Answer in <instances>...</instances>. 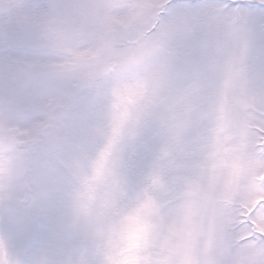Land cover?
<instances>
[{
	"label": "snow or ice",
	"instance_id": "6c2138e0",
	"mask_svg": "<svg viewBox=\"0 0 264 264\" xmlns=\"http://www.w3.org/2000/svg\"><path fill=\"white\" fill-rule=\"evenodd\" d=\"M12 185L67 200L36 264H264V0L0 7Z\"/></svg>",
	"mask_w": 264,
	"mask_h": 264
},
{
	"label": "rangeland",
	"instance_id": "374dc122",
	"mask_svg": "<svg viewBox=\"0 0 264 264\" xmlns=\"http://www.w3.org/2000/svg\"><path fill=\"white\" fill-rule=\"evenodd\" d=\"M11 2L0 0V7ZM21 191L16 185L0 187V238L5 242L10 260L16 247L21 251L18 257L21 264H36L47 254L49 242L65 232L70 219L68 204L61 195L51 194L45 212H32L23 207Z\"/></svg>",
	"mask_w": 264,
	"mask_h": 264
},
{
	"label": "water",
	"instance_id": "95a60500",
	"mask_svg": "<svg viewBox=\"0 0 264 264\" xmlns=\"http://www.w3.org/2000/svg\"><path fill=\"white\" fill-rule=\"evenodd\" d=\"M20 255V251L18 249H15L14 251V257H13V261H16L17 260V257Z\"/></svg>",
	"mask_w": 264,
	"mask_h": 264
}]
</instances>
